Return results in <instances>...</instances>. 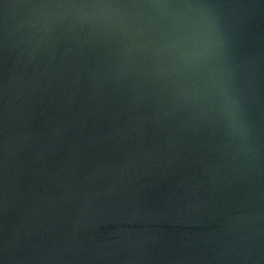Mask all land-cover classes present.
Masks as SVG:
<instances>
[{
	"label": "water",
	"instance_id": "1",
	"mask_svg": "<svg viewBox=\"0 0 264 264\" xmlns=\"http://www.w3.org/2000/svg\"><path fill=\"white\" fill-rule=\"evenodd\" d=\"M0 264H264V0H0Z\"/></svg>",
	"mask_w": 264,
	"mask_h": 264
}]
</instances>
